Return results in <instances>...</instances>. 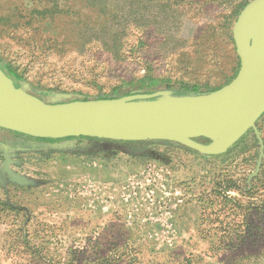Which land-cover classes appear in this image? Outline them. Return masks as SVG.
I'll return each instance as SVG.
<instances>
[{
    "label": "rangeland",
    "instance_id": "374dc122",
    "mask_svg": "<svg viewBox=\"0 0 264 264\" xmlns=\"http://www.w3.org/2000/svg\"><path fill=\"white\" fill-rule=\"evenodd\" d=\"M253 1L169 0L161 10L137 0L119 11L131 16L123 27L107 0H0V67L45 101L214 91L239 72L230 36ZM255 126L264 143V114ZM240 140L216 156L165 141L91 140L24 156V167L0 164L32 182L0 172V264H264V158L257 172L253 128ZM234 230L246 237L228 248L219 236Z\"/></svg>",
    "mask_w": 264,
    "mask_h": 264
},
{
    "label": "water",
    "instance_id": "95a60500",
    "mask_svg": "<svg viewBox=\"0 0 264 264\" xmlns=\"http://www.w3.org/2000/svg\"><path fill=\"white\" fill-rule=\"evenodd\" d=\"M240 58L237 76L208 94L175 95L171 91L121 98L45 101L16 87L0 67V128L39 139L89 137L122 142L166 141L207 156L226 153L264 114V0H255L233 26ZM66 102V103H65ZM208 138L210 144L198 141ZM8 166V165H7ZM20 185L32 182L9 168L0 169ZM256 172V173H257Z\"/></svg>",
    "mask_w": 264,
    "mask_h": 264
},
{
    "label": "trees",
    "instance_id": "16d2710c",
    "mask_svg": "<svg viewBox=\"0 0 264 264\" xmlns=\"http://www.w3.org/2000/svg\"><path fill=\"white\" fill-rule=\"evenodd\" d=\"M92 1L95 2V3H97L99 0H92ZM135 1H137V0H107V2L110 4V9L114 11V19L118 21V24L119 25L125 27V25L129 22V19L131 17L130 14H119V11L124 12L125 9L128 6H132V4L135 3ZM144 1H147V0H144ZM158 3H159V7H160L161 10H167L169 8H172V4L169 3V0H158ZM118 4L119 5H123V8L119 9V5ZM107 20H109V18ZM230 37L232 39V43L234 44V41H233L232 36H230ZM234 47H236V46H234ZM234 52H236V48H234ZM3 71L7 74V76L9 78H11L14 81L16 87H20V83H22L23 80H22L21 76H19V74H17L16 71H14L11 66H5L4 69H3ZM157 85L158 84L156 82H152L149 85L143 83V85H141L140 87L141 88H148V89H150V88H153V87H155ZM221 88H219V89H221ZM219 89H216V90H219ZM216 90H214V91H216ZM214 91H207V90L204 91V89L201 88V87H199V86H190V87L189 86H183V87L179 88L177 92L179 94H182L181 92H187L189 94L199 95V94H208V93H211V92H214ZM142 92L143 93H150L152 91H142ZM131 94H134V93L133 92H129V93L124 94V95H122V96H120L118 98H121V97L126 96V95L129 96ZM107 98H112V97L102 96V97H99L98 100H100V99H107ZM86 99L88 100V98H86ZM80 138L83 139V140L84 139L85 140H88V141H91V140H100V141H110L112 143L122 142V141H112V140H101V139H95V138H89V137H80ZM67 139H73V138H67ZM42 140H49V139H42ZM146 142H148V141H146ZM149 142H160V141H149ZM169 143H171V142H169ZM237 145H238V142L229 151H232L234 149V147H236ZM82 146H84V145H82ZM78 148L80 149L81 147H78ZM82 148H89V147L86 146V147H82ZM256 179H258V178H256ZM231 201L232 202H236V203L234 204V207L230 209V211L232 213H235V215H237L238 214V211L240 210V207L237 204L238 201L236 199H232ZM263 208H264V205L262 206V209ZM244 215H245V219H246V216H247V210L246 209H244ZM245 223L246 222H244V224ZM236 229H238V228H236ZM253 235H255V234H253ZM256 235L259 237L258 238L259 240L264 237V234H259L258 233ZM249 236H251V235H249ZM219 237H221V240L223 239V241H221V242H223V243H226L227 242L226 247H228V248H235V247L241 245L242 241L246 237V234L245 233H241L240 230H234L233 232L231 231L230 233L225 234V235H220Z\"/></svg>",
    "mask_w": 264,
    "mask_h": 264
},
{
    "label": "flooded vegetation",
    "instance_id": "af4514ba",
    "mask_svg": "<svg viewBox=\"0 0 264 264\" xmlns=\"http://www.w3.org/2000/svg\"><path fill=\"white\" fill-rule=\"evenodd\" d=\"M12 135L13 137H11ZM27 139L28 137L23 134L13 133L7 129H0V164H6L14 169L16 167L20 168L24 160L22 154L29 150V147L33 149V147L31 148L28 145ZM90 144V141L81 139L76 145L80 147L82 145L89 146Z\"/></svg>",
    "mask_w": 264,
    "mask_h": 264
},
{
    "label": "crops",
    "instance_id": "0c3cea01",
    "mask_svg": "<svg viewBox=\"0 0 264 264\" xmlns=\"http://www.w3.org/2000/svg\"><path fill=\"white\" fill-rule=\"evenodd\" d=\"M0 129H3V128H0ZM13 133H16V132H13ZM25 136L28 137L27 139L29 143L28 145L31 146V148L33 147V149H30L29 147V150H27L26 152L22 154L23 157L24 156L29 157L32 155V156L40 157V158H47V157L54 155L55 153L60 154L61 152H63L61 150L65 148L75 147L76 144L79 141H81L80 137H76L73 139H61V140H42L39 138L27 136V135ZM11 137H13V135ZM44 141H47V142H44ZM24 165L25 164H22L21 167H24Z\"/></svg>",
    "mask_w": 264,
    "mask_h": 264
}]
</instances>
